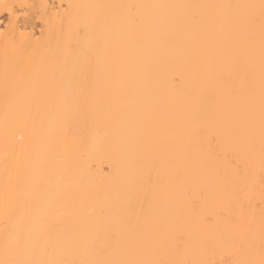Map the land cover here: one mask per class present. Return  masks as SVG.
I'll list each match as a JSON object with an SVG mask.
<instances>
[{
    "label": "bare ground",
    "instance_id": "1",
    "mask_svg": "<svg viewBox=\"0 0 264 264\" xmlns=\"http://www.w3.org/2000/svg\"><path fill=\"white\" fill-rule=\"evenodd\" d=\"M262 4L0 0V264H260Z\"/></svg>",
    "mask_w": 264,
    "mask_h": 264
},
{
    "label": "snow or ice",
    "instance_id": "2",
    "mask_svg": "<svg viewBox=\"0 0 264 264\" xmlns=\"http://www.w3.org/2000/svg\"><path fill=\"white\" fill-rule=\"evenodd\" d=\"M262 8H264V4H262ZM262 87H264V53H262ZM208 198V194L205 192L201 193V202L206 201ZM221 213H216L215 216L208 215L204 217V220L211 222V223H219V217ZM54 264H66L64 261H55ZM136 264V262H134ZM260 264H264V260L260 261Z\"/></svg>",
    "mask_w": 264,
    "mask_h": 264
}]
</instances>
